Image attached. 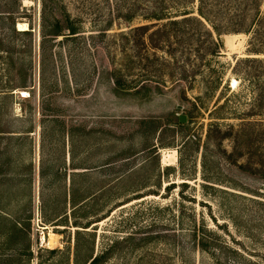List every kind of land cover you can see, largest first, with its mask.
I'll use <instances>...</instances> for the list:
<instances>
[{"label":"rangeland","instance_id":"1","mask_svg":"<svg viewBox=\"0 0 264 264\" xmlns=\"http://www.w3.org/2000/svg\"><path fill=\"white\" fill-rule=\"evenodd\" d=\"M86 1L81 9L78 0H66L89 33L95 0ZM13 9L16 29L20 23L27 28V19L34 28L32 35L14 31L9 39L13 72L3 70L0 58V264H74L75 231L82 228L74 219L109 213L91 223L92 242L81 233L85 248L77 264H83L92 248L100 250L127 229L123 225L145 222L149 202L177 210L183 204L212 227L214 216L250 244L224 211L234 202L227 190L264 198V114H245L259 107L264 113V63L237 61L247 55V34L221 35L210 66L223 75L222 88H206L198 75L188 89L168 80L147 92L121 91L109 72L113 47L102 43L93 57L85 38L59 36L46 41L42 62L39 0H14ZM246 118L262 124L243 127ZM163 217L170 219V210ZM200 257L191 252L192 261ZM104 264L181 263L158 242L124 259L115 253Z\"/></svg>","mask_w":264,"mask_h":264},{"label":"trees","instance_id":"2","mask_svg":"<svg viewBox=\"0 0 264 264\" xmlns=\"http://www.w3.org/2000/svg\"><path fill=\"white\" fill-rule=\"evenodd\" d=\"M39 2L42 62L46 41L55 42L59 36L66 40L85 38L93 50V57L105 43L121 53L117 57L112 51L109 69L116 90L140 92L145 89L147 92L151 85L159 86L168 80L181 82L183 89H188L193 87L198 75L204 77L206 88H222L223 75L213 74L215 67L210 65L222 47L221 35L226 33L248 35L247 55L237 61H258L260 66L264 63V0H95L90 20L93 28L89 33H85L83 15L74 13L66 0ZM86 2L78 0L79 8H85ZM22 7L31 9L34 6ZM13 8L14 0H0V58L6 72L14 71L10 37L14 31L32 35L34 28V22L27 19V28L16 29ZM6 22L9 29L3 26ZM112 28L117 30L110 32ZM203 65H208V71H203ZM259 75L254 73L252 76L258 80ZM260 108L245 114H264ZM242 122L243 127L262 124V120L247 118ZM186 182L181 181V184ZM174 183L171 181L165 187L170 188ZM226 192L234 202L224 206L225 214L234 229L250 239V244L236 237L225 221L219 223L214 216L215 227H212L203 217L198 221L193 212L186 213L183 204L177 210L172 203L149 202L144 207V213L150 215L145 222L133 227L123 225L127 229H120L121 233L100 250L92 248L85 255L83 264H104L115 253L124 259L133 250L158 242L176 255L181 264H264V198L242 191ZM167 210H170V219L163 217ZM108 214L94 220L74 219V225L82 227L75 231L74 264L79 260L81 248H85L81 233H89L91 223L96 222L92 224L96 225ZM90 232L92 242L96 230ZM255 245H261L263 249L252 247ZM192 251L201 255L197 262L190 259Z\"/></svg>","mask_w":264,"mask_h":264},{"label":"bare ground","instance_id":"3","mask_svg":"<svg viewBox=\"0 0 264 264\" xmlns=\"http://www.w3.org/2000/svg\"><path fill=\"white\" fill-rule=\"evenodd\" d=\"M18 28L23 29V28H25V26H24V24H21V23H20V24L18 25ZM236 81H237V80L235 79L234 82H233V84H234ZM235 85H236V83H235ZM23 94H26V90L23 91ZM48 242H49V243H52V242H51V239H49Z\"/></svg>","mask_w":264,"mask_h":264},{"label":"water","instance_id":"4","mask_svg":"<svg viewBox=\"0 0 264 264\" xmlns=\"http://www.w3.org/2000/svg\"><path fill=\"white\" fill-rule=\"evenodd\" d=\"M19 29H20V28H19ZM179 120L182 121V122H184V121L186 120L185 114L180 113V114H179Z\"/></svg>","mask_w":264,"mask_h":264}]
</instances>
